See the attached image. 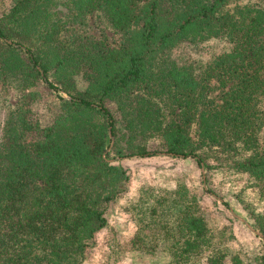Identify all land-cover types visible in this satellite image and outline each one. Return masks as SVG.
I'll list each match as a JSON object with an SVG mask.
<instances>
[{
	"label": "trees",
	"instance_id": "16d2710c",
	"mask_svg": "<svg viewBox=\"0 0 264 264\" xmlns=\"http://www.w3.org/2000/svg\"><path fill=\"white\" fill-rule=\"evenodd\" d=\"M9 3L0 82L20 95L0 116V264H84L128 191L130 161L194 159L264 198V0ZM89 17L117 40L91 32ZM210 41L227 46L183 55ZM39 85L59 100L46 125L31 109L28 89ZM204 197L242 215L264 249V208L236 198L239 211L207 185L195 193L176 180L128 200L127 250L165 264H264V251L250 257L219 242Z\"/></svg>",
	"mask_w": 264,
	"mask_h": 264
},
{
	"label": "rangeland",
	"instance_id": "374dc122",
	"mask_svg": "<svg viewBox=\"0 0 264 264\" xmlns=\"http://www.w3.org/2000/svg\"><path fill=\"white\" fill-rule=\"evenodd\" d=\"M9 6V0H0V14L7 10ZM85 25L91 27V32L101 35L104 38L106 37L109 41H116L119 37L118 34H114L112 30L102 22H98L95 17L85 19ZM82 28H84V26H82ZM226 46L227 44L221 41H210L206 44L192 47L186 45L183 49V55L207 57L212 53L218 52L222 48H226ZM81 86L82 83L79 81L78 87ZM28 90L33 92V99L31 102L33 118L38 119L41 125L50 123L58 111L59 100L56 94L52 93L50 89L43 85ZM19 95V92L15 90V86L12 83L6 86V84L0 82L1 117L3 116V109L13 106ZM128 169L130 172V180L127 182L128 191L122 198L112 203L108 208L106 212L108 227L99 234L98 243L87 253L84 264L166 263V259L162 255L158 254L153 256L145 253H133L127 250V240L131 238L134 232V225L129 215H127L124 210L125 205L130 198L137 194L138 189L145 185H151L153 187H170L176 183V180H180L184 181L195 193H200L201 187L207 185L217 197H224L225 200L230 202L232 207L235 206V209L239 211L241 210L239 209L236 198H238L240 202H247L257 210L264 208V198L259 197V193L255 188L243 189L238 181L232 179L228 175L226 170L212 168L208 172H205L202 168H198L194 159L182 160L160 155L148 159L130 161L128 162ZM202 179H204V181L201 182ZM236 194H238V197H231V195ZM240 198H243V201ZM202 204L203 211L211 217L210 219L214 224V229L218 233L219 242L225 241L232 250L244 251L250 257L264 251L257 237L258 233L254 231L242 215L233 213L232 209L221 203L217 204L209 197H204ZM227 213L241 223L232 220L227 216ZM117 235H119L120 241H118ZM108 238L112 240V242H117L116 247H114L115 250L112 252H110L107 247V243H109Z\"/></svg>",
	"mask_w": 264,
	"mask_h": 264
}]
</instances>
